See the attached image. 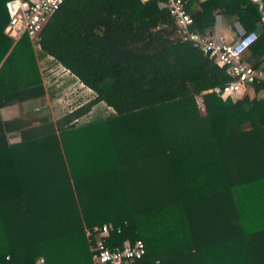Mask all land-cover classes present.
Masks as SVG:
<instances>
[{"label":"trees","instance_id":"trees-1","mask_svg":"<svg viewBox=\"0 0 264 264\" xmlns=\"http://www.w3.org/2000/svg\"><path fill=\"white\" fill-rule=\"evenodd\" d=\"M159 1L63 0L14 42L0 0V110L18 111H0V264H93L103 224L109 247L142 241L130 264H264V98L218 95L230 78ZM191 2V28L235 17L260 52L264 5ZM42 58L90 91L55 120L24 107L46 94Z\"/></svg>","mask_w":264,"mask_h":264},{"label":"built area","instance_id":"built-area-1","mask_svg":"<svg viewBox=\"0 0 264 264\" xmlns=\"http://www.w3.org/2000/svg\"><path fill=\"white\" fill-rule=\"evenodd\" d=\"M62 2L63 0H8L5 2L8 23L4 32L14 42L23 35L33 41ZM158 6L167 9L172 16L180 42L188 43L196 51L208 56L228 75L230 79L220 90L222 98L254 84L264 93V71L241 60L243 52L256 39L255 31L244 33L231 43H216L207 35L190 27L191 18L186 10L187 0H161ZM196 101L202 109L200 96H196ZM112 230L110 224H103L85 231L86 235H91L94 239L91 247L93 264H130L144 254V245L140 239L109 247L105 237ZM115 231L119 233L120 228ZM37 264H43V259L38 258Z\"/></svg>","mask_w":264,"mask_h":264},{"label":"rangeland","instance_id":"rangeland-1","mask_svg":"<svg viewBox=\"0 0 264 264\" xmlns=\"http://www.w3.org/2000/svg\"><path fill=\"white\" fill-rule=\"evenodd\" d=\"M48 60L49 58L39 59V68L46 94L42 98H39L38 101H28L25 104V109L31 111V114L34 116H47L50 120H55L66 110L75 106L74 104L87 100L90 91L81 84H78L68 74L66 75L69 79H63L61 68L53 66ZM232 95L234 96L235 94ZM109 113V109H106L102 103H98L92 107L91 111L83 120L87 121L97 117H105ZM2 114L3 119L8 120L17 116L18 111L16 109H9L3 111ZM9 138V140H13L11 136Z\"/></svg>","mask_w":264,"mask_h":264},{"label":"crops","instance_id":"crops-1","mask_svg":"<svg viewBox=\"0 0 264 264\" xmlns=\"http://www.w3.org/2000/svg\"><path fill=\"white\" fill-rule=\"evenodd\" d=\"M7 1L8 0H4L3 6H2L4 11L6 12V22H5L4 26H3L2 33L6 37H7V35L5 34L4 29H5V26L8 23V13H7L6 9H5V2H7ZM189 1H192L193 3L196 4L197 2H200L202 0H187V6L189 4ZM253 1H257L258 2L259 9L262 8L263 5H264V3L261 0H253ZM191 6H193V4H191ZM262 15L264 16L263 12H262ZM244 33L245 32H244L243 27L241 26V24L238 22V20L235 17H232V16L226 17V16L221 15V14H215L212 26L208 27L205 30L204 34L207 35L208 37H210L211 39H213L216 43H231L234 40H236L237 37H239L240 35H242ZM263 47H264V45L263 46L261 45L260 49H258V50H260V52H261ZM260 52L256 51L255 53H251L249 50H245L243 52V54H242V59L241 60L243 62L249 64V65L250 64H257L258 65L257 68L263 70V68H264V51L261 52V53ZM55 67H60V66L59 65L58 66L55 65ZM60 68L62 70V73H61V75H63L62 78L63 79L66 78L67 79L68 77L66 75L67 74L66 70H64L62 67H60ZM242 95H247L248 97L257 96V97L264 98V94L262 93V91L260 89L255 91L253 85L252 86H246L240 92L235 93V96H237V97L242 96ZM38 100H39V98L36 99L35 101H38ZM27 102L24 103V107H25V104ZM9 109L14 110L16 108L13 107V106H8V107H5V108H2L0 110L2 118H3L2 112L5 111V110H9ZM10 136H11V139H13L12 141L9 140ZM8 140L10 142H13V141L16 140V136H14V134H13V136H12V134H10V135H8Z\"/></svg>","mask_w":264,"mask_h":264},{"label":"water","instance_id":"water-1","mask_svg":"<svg viewBox=\"0 0 264 264\" xmlns=\"http://www.w3.org/2000/svg\"><path fill=\"white\" fill-rule=\"evenodd\" d=\"M260 11H261V8H260ZM220 93H221V91H220V90H219V91H217V94H218V95H220Z\"/></svg>","mask_w":264,"mask_h":264}]
</instances>
